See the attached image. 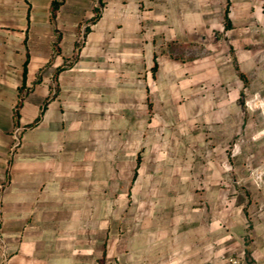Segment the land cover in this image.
<instances>
[{
    "label": "crops",
    "instance_id": "1",
    "mask_svg": "<svg viewBox=\"0 0 264 264\" xmlns=\"http://www.w3.org/2000/svg\"><path fill=\"white\" fill-rule=\"evenodd\" d=\"M0 0V264H264V0Z\"/></svg>",
    "mask_w": 264,
    "mask_h": 264
},
{
    "label": "built area",
    "instance_id": "2",
    "mask_svg": "<svg viewBox=\"0 0 264 264\" xmlns=\"http://www.w3.org/2000/svg\"><path fill=\"white\" fill-rule=\"evenodd\" d=\"M246 104L251 107L260 106L264 109V96L257 94L246 98Z\"/></svg>",
    "mask_w": 264,
    "mask_h": 264
},
{
    "label": "trees",
    "instance_id": "3",
    "mask_svg": "<svg viewBox=\"0 0 264 264\" xmlns=\"http://www.w3.org/2000/svg\"><path fill=\"white\" fill-rule=\"evenodd\" d=\"M64 0H53L52 2V19L55 18L57 10L60 8Z\"/></svg>",
    "mask_w": 264,
    "mask_h": 264
}]
</instances>
